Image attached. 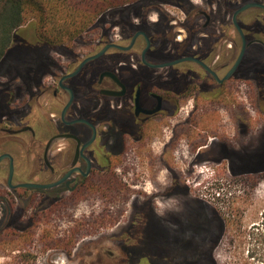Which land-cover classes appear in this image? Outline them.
I'll list each match as a JSON object with an SVG mask.
<instances>
[{"label": "flooded vegetation", "instance_id": "af4514ba", "mask_svg": "<svg viewBox=\"0 0 264 264\" xmlns=\"http://www.w3.org/2000/svg\"><path fill=\"white\" fill-rule=\"evenodd\" d=\"M126 10L93 46L0 59V264H200L264 174V0ZM183 140L217 183L185 203Z\"/></svg>", "mask_w": 264, "mask_h": 264}, {"label": "rangeland", "instance_id": "374dc122", "mask_svg": "<svg viewBox=\"0 0 264 264\" xmlns=\"http://www.w3.org/2000/svg\"><path fill=\"white\" fill-rule=\"evenodd\" d=\"M156 4L158 5V3ZM166 8L173 13L177 12L175 8L170 6ZM128 14L129 12L126 8H110L95 20L92 28L63 46H93L98 40L103 28L110 31L112 30L111 28L115 27L113 30L115 34L118 30V25H124ZM178 16L181 17V14H178ZM151 17L155 18L156 16L151 15ZM131 20L137 22L133 16ZM31 37L32 31L28 23H25V25L16 32V38L11 46H14L15 42L20 41L19 38L24 39L27 43L31 42ZM0 73L13 76L15 74V68L10 66L6 71L4 68H1ZM5 79V77H0V82H4ZM240 90L248 91L249 89L248 86L242 83ZM258 122H264V120L262 119L260 121L258 119ZM180 144L179 158L174 162V166L182 171L193 170V173L187 175L185 179L188 182V186L192 187V190H194V195L181 199L182 203L190 202L193 196H199V198L205 199V197L200 196L206 194L201 186L207 187L212 183L211 186L213 187L217 183H215L213 177H206L204 174L200 173V170L204 169L203 166L213 168L214 165L211 162L193 163L191 159H189L190 155L186 151V141L183 140ZM207 182L208 184H206ZM221 187V189L216 190L217 193H215L214 196L218 198L227 195V198L231 199L232 197L228 194L229 188L227 189L225 186ZM218 193H220V195L217 196ZM234 196L238 197V199L245 204L243 205V209L234 212V217H231V223L229 225V233L225 235L215 250L216 264H264V252L258 242V228L260 232L264 233V225H262V223H264L262 215L264 212V174L262 179L258 180V186L251 195L239 196L236 193ZM155 261L157 262V260ZM172 261L179 262L174 259H166V264H173ZM160 264H165V262Z\"/></svg>", "mask_w": 264, "mask_h": 264}, {"label": "trees", "instance_id": "16d2710c", "mask_svg": "<svg viewBox=\"0 0 264 264\" xmlns=\"http://www.w3.org/2000/svg\"><path fill=\"white\" fill-rule=\"evenodd\" d=\"M142 0H0V59L12 45L16 32L25 23L32 31L31 45L63 46L78 38L92 28L95 20L110 8L124 9ZM133 9H136L133 8ZM25 31V30H24ZM260 163H264L261 161ZM259 179H262L259 178ZM258 179V180H259ZM242 201L237 199L231 204L228 216L220 215L223 222L221 230L229 233L231 217L236 210L243 209ZM219 214L223 212L219 211ZM232 213V214H231ZM264 218V212H263ZM264 225V223H262ZM258 242L264 252V233L258 228ZM223 237V238H224ZM220 235L210 251L209 259H199L200 264H216L215 250Z\"/></svg>", "mask_w": 264, "mask_h": 264}, {"label": "water", "instance_id": "95a60500", "mask_svg": "<svg viewBox=\"0 0 264 264\" xmlns=\"http://www.w3.org/2000/svg\"><path fill=\"white\" fill-rule=\"evenodd\" d=\"M246 7H249V5L245 6L244 8H241L239 11H241L242 9H245ZM239 30V29H238Z\"/></svg>", "mask_w": 264, "mask_h": 264}]
</instances>
